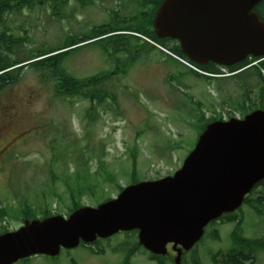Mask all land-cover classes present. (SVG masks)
<instances>
[{"label": "rangeland", "instance_id": "rangeland-1", "mask_svg": "<svg viewBox=\"0 0 264 264\" xmlns=\"http://www.w3.org/2000/svg\"><path fill=\"white\" fill-rule=\"evenodd\" d=\"M138 1L91 0L82 5L76 0H67L66 4L56 8L52 2H46L44 7L10 14L6 24L9 33L28 40V50L55 47L68 36L82 37L92 28L116 17L121 20L135 16L140 7ZM0 29L4 30V27L0 26ZM133 45L135 50L140 49V57L109 83L115 97L107 99L104 109H95L93 126L84 118L90 108L89 100L56 96L54 87L43 83L29 67L24 69L17 85L2 93L0 208L6 217L0 218V233L22 226V209L27 204L46 203L52 216H69L72 204L61 177L65 172L74 173L75 159L66 157L63 162L67 161V166H61L58 160L54 171L49 168L57 151L69 143L78 145V149L72 145L67 147L69 156L74 155L73 150L78 152L86 148L88 151L84 153L92 150L94 156L102 155L124 189L131 184L134 172L140 181H154L171 176L182 167L195 145L199 125L203 124L189 116L190 110H198L196 118L204 115L206 120L244 116L235 102L243 98L245 90L229 79V71H223L226 75L222 79L230 80L227 82H219L217 78L211 81L197 79L190 71L194 66L161 46L151 48L155 45L152 40L142 37L141 41H133ZM168 55L184 63L174 62ZM132 56L130 53L118 54L111 59L90 45L67 58L63 66L69 75L86 79L120 70ZM262 75L264 77V73ZM258 93L257 89L251 94L247 105H259L256 102ZM114 98L116 101L112 100ZM133 164H136L135 169ZM90 167L95 171L98 160L94 159ZM47 188L52 195L44 202L42 192ZM117 190L113 185L104 186L105 196L109 198H116L120 193ZM261 191L259 189L254 197ZM80 202L85 206L97 205L90 197H84ZM237 215L243 219L246 237H264V220L250 206L244 205ZM37 218L43 216L38 214ZM234 226V223L218 221L208 227L204 242L187 252L183 263L193 264V258L198 257L201 264H213L212 255L224 254L230 248ZM216 232L220 236L213 238ZM136 241L135 235L119 233L111 240H101L91 247L62 251L57 258L37 256L16 264H122L126 248ZM171 255L164 264L175 263ZM132 262L157 264L143 249L133 255ZM256 264H264V251L258 254Z\"/></svg>", "mask_w": 264, "mask_h": 264}, {"label": "water", "instance_id": "water-1", "mask_svg": "<svg viewBox=\"0 0 264 264\" xmlns=\"http://www.w3.org/2000/svg\"><path fill=\"white\" fill-rule=\"evenodd\" d=\"M264 0H164L155 15L160 39L177 40L195 64L233 66L264 58V21L254 11ZM264 180V110L244 119L216 121L173 176L125 188L97 207L68 218L26 220L0 235V264L37 255L56 258L61 250L92 244L121 232L138 231V245L157 256L173 244L175 264L204 237L206 227L235 213Z\"/></svg>", "mask_w": 264, "mask_h": 264}, {"label": "trees", "instance_id": "trees-1", "mask_svg": "<svg viewBox=\"0 0 264 264\" xmlns=\"http://www.w3.org/2000/svg\"><path fill=\"white\" fill-rule=\"evenodd\" d=\"M76 1L81 2L82 5L91 2V0ZM162 1L163 0H139L140 7L137 12L138 14L135 16L130 18L125 17L121 20H117L116 17L110 22L92 28L88 32L89 34L86 33L82 37L77 35L68 36L61 45L55 47H41L35 50H28L26 48L28 44L26 38L17 37L14 33H9L11 31L10 28H7L6 18L14 12L21 13V11L25 9L34 10L36 7H44L46 2H52L56 8L59 4H66L67 0H0V26L4 27V30L0 29V98L2 93L8 88L17 85L21 81L24 69L29 67L33 72L39 75L43 83L51 84L54 87L56 96L67 99L83 98L89 100L90 108L87 110L84 118L90 121V126H93L94 118L92 113L95 112V109L97 107L104 109V103L107 99L115 97L112 90H110V84L118 78L120 73H125L140 57L141 51L140 49L135 50L136 48L133 45V41H141L142 39L133 34L142 35L169 50L174 55L190 62L188 58L183 56L181 47L177 41L172 39H159L154 32L153 22L155 13ZM255 12H257L264 21V1L255 8ZM90 45L99 48L111 59L118 54L127 55L130 53L133 55L132 60L128 64L122 65L120 70L104 72L86 79H79L69 75L63 66L64 61L82 51L85 46ZM151 48L156 49L154 46H151ZM169 58L174 62H178L171 56H169ZM257 61H259L257 66L250 67L253 62ZM118 63L121 64L119 61ZM191 64L202 71L211 74H220L219 68L214 63H210L209 66L204 67L194 63ZM240 69L245 70L241 74L229 78L245 90L243 98H239L235 104L242 110L243 115L258 108L264 110V78L262 75V73H264V60L261 61L259 58H252V60L248 59L235 68H231L230 72L233 73ZM190 71L193 72L194 78L207 81L213 80L193 70ZM113 78L115 80H113ZM224 81L227 82L230 80H219V82ZM257 89L259 93L256 97V102L259 105L253 103L247 105V101H251V94ZM112 100L116 101V98ZM190 111L189 116L193 117L195 120L198 119L196 118L199 113L198 110ZM213 120L215 119L206 120L204 115L199 118V121L203 122L199 128V135L204 130L205 126ZM89 135L90 132L88 131L87 138H89ZM70 145L78 149L76 142L69 143L67 147ZM67 147L57 151L58 153L49 168L54 171L57 168L56 164L58 160L61 166L64 167V164L67 166V161L63 162L66 157H73L75 159L74 163L76 169L74 173L70 174L69 172H65L61 177L66 186L68 198L72 204L69 213L83 206L80 200L84 197H90L97 204L110 200L111 198L105 196L104 186L106 185L117 187V191L123 189L119 184L118 178L116 177L117 175L110 171L102 155L94 156V151L92 150L88 153H84L88 151V148H86L84 151L78 150V152L73 150L74 155L69 156ZM94 159L98 160V168L92 171L90 165ZM133 166L135 169L136 164H133ZM130 180L131 184L140 181L135 172ZM259 189H262V191L254 197ZM51 195L52 193L48 188L44 190L42 192L44 202H48V198ZM43 205L27 204L26 208L23 207L22 209L24 218H36L38 214L43 216V218L52 216L46 203H43ZM244 205L250 206L253 211L264 220V180L260 182L254 191L246 198ZM241 210L242 208L240 211ZM5 217V211L0 208V218ZM220 221L234 223L235 226L230 234V248L224 254L212 255L213 264H256L258 254L264 251V237H246L244 234L243 219L238 217L237 212L223 216ZM213 224L216 223L213 222ZM7 231L8 230L1 232L0 234L6 233ZM136 234V232L126 233V235L135 236ZM219 236V232H216L213 238H218ZM99 242L100 241L96 242L94 245H97ZM203 242L204 239L201 243ZM81 246L87 247L84 244ZM140 249L137 243H134L133 246L129 244L126 248L122 264H133L132 257ZM151 257L159 264H164V258L153 255ZM193 264H201L198 257L193 258Z\"/></svg>", "mask_w": 264, "mask_h": 264}, {"label": "flooded vegetation", "instance_id": "flooded-vegetation-1", "mask_svg": "<svg viewBox=\"0 0 264 264\" xmlns=\"http://www.w3.org/2000/svg\"><path fill=\"white\" fill-rule=\"evenodd\" d=\"M209 64L210 63H208L206 66H209ZM219 70L221 71V70H225V71H229L230 70V68H223V67H219ZM264 78V77H263ZM239 118H242V117H239ZM170 248H172V246L171 247H169L168 249H170Z\"/></svg>", "mask_w": 264, "mask_h": 264}]
</instances>
